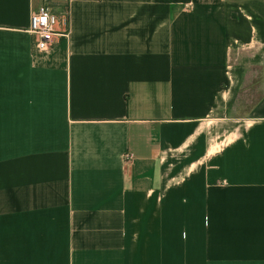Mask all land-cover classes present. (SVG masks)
Returning a JSON list of instances; mask_svg holds the SVG:
<instances>
[{"label":"crops","instance_id":"crops-1","mask_svg":"<svg viewBox=\"0 0 264 264\" xmlns=\"http://www.w3.org/2000/svg\"><path fill=\"white\" fill-rule=\"evenodd\" d=\"M0 264H264V0H0Z\"/></svg>","mask_w":264,"mask_h":264},{"label":"built area","instance_id":"built-area-1","mask_svg":"<svg viewBox=\"0 0 264 264\" xmlns=\"http://www.w3.org/2000/svg\"><path fill=\"white\" fill-rule=\"evenodd\" d=\"M57 25V16L48 5L41 6L32 14L29 31L37 35V47L40 51H47L55 43L57 36L69 39V32H59ZM131 159L132 156L128 154L127 160Z\"/></svg>","mask_w":264,"mask_h":264},{"label":"rangeland","instance_id":"rangeland-1","mask_svg":"<svg viewBox=\"0 0 264 264\" xmlns=\"http://www.w3.org/2000/svg\"><path fill=\"white\" fill-rule=\"evenodd\" d=\"M251 91H254V87H252V85L248 86L247 90L243 93L242 104L244 103L245 106L240 108L238 107L235 111L236 114L247 115L250 111L252 103L259 98L260 93L258 91H255V94Z\"/></svg>","mask_w":264,"mask_h":264}]
</instances>
